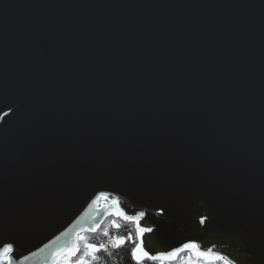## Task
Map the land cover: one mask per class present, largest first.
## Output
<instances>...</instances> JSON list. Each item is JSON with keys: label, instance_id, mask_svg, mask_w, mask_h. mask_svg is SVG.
Segmentation results:
<instances>
[{"label": "water", "instance_id": "1", "mask_svg": "<svg viewBox=\"0 0 264 264\" xmlns=\"http://www.w3.org/2000/svg\"><path fill=\"white\" fill-rule=\"evenodd\" d=\"M121 212L264 264V0H0V247L52 264Z\"/></svg>", "mask_w": 264, "mask_h": 264}, {"label": "snow or ice", "instance_id": "2", "mask_svg": "<svg viewBox=\"0 0 264 264\" xmlns=\"http://www.w3.org/2000/svg\"><path fill=\"white\" fill-rule=\"evenodd\" d=\"M108 196V193L101 192L97 199L99 200L100 198H103L106 200L108 199ZM113 203H118V201H113ZM119 214L124 215L123 212ZM161 214L163 213L161 212ZM143 216V212L139 213V216L124 215L125 219L136 223L137 233L140 237H142L145 232L151 231V229L140 227L139 218ZM200 223L204 224L205 220L202 218ZM114 226L119 227V225ZM92 230L94 231L95 228H93ZM104 235L108 236L109 233L105 231ZM81 240H84V237L76 234L75 238L70 243L62 244L56 247L52 253V264H92V261L97 260L98 254L102 251L104 253H107L109 256L111 255V253L108 252V246L104 243L96 244L85 241L82 250L79 244V241ZM110 243L113 248L118 249L122 247L126 243V241L124 238L116 237L115 239L111 240ZM185 250H191L195 253L196 257L202 258L207 262V264H212V262L216 260H223L224 264H230L226 257L213 255L210 251H200V246L195 243L185 244L183 248H178L171 252L160 253L159 255H150L149 252L144 250L142 239L140 240L139 244L132 248L131 258L133 261H135V264H143L145 259L150 261H167L174 259L178 253ZM14 251L15 248L13 243L3 244V246L0 247V264H15L13 257Z\"/></svg>", "mask_w": 264, "mask_h": 264}, {"label": "trees", "instance_id": "3", "mask_svg": "<svg viewBox=\"0 0 264 264\" xmlns=\"http://www.w3.org/2000/svg\"><path fill=\"white\" fill-rule=\"evenodd\" d=\"M114 225H119V227H115ZM105 231L109 233L108 236L104 235ZM80 236L84 237V240L79 241L82 250L84 242L87 241L96 244L104 243L108 246V252L111 253L109 256L103 251L100 252L98 259L92 261V264H135V261L131 258V250L140 243V236L137 233L136 223L125 219L124 215L110 214L95 232L87 231ZM116 237L124 238L126 241L118 249L113 248L110 243ZM143 264H207V262L202 258L196 257L195 253L191 250H185L178 253L173 261L165 263L147 260ZM212 264H224V261L216 260Z\"/></svg>", "mask_w": 264, "mask_h": 264}, {"label": "rangeland", "instance_id": "4", "mask_svg": "<svg viewBox=\"0 0 264 264\" xmlns=\"http://www.w3.org/2000/svg\"><path fill=\"white\" fill-rule=\"evenodd\" d=\"M109 205H110V202H107V201L102 200L99 203V208H102L103 206H109ZM146 233H149V232H146ZM165 263H167V262H165Z\"/></svg>", "mask_w": 264, "mask_h": 264}, {"label": "flooded vegetation", "instance_id": "5", "mask_svg": "<svg viewBox=\"0 0 264 264\" xmlns=\"http://www.w3.org/2000/svg\"><path fill=\"white\" fill-rule=\"evenodd\" d=\"M147 261V259L144 260V262ZM170 261H173V260H167V261H162V262H170ZM143 262V263H144Z\"/></svg>", "mask_w": 264, "mask_h": 264}]
</instances>
